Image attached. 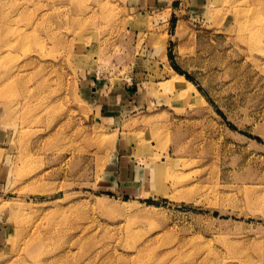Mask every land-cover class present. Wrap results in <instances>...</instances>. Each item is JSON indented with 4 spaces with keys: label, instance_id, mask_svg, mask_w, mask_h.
Masks as SVG:
<instances>
[{
    "label": "rangeland",
    "instance_id": "374dc122",
    "mask_svg": "<svg viewBox=\"0 0 264 264\" xmlns=\"http://www.w3.org/2000/svg\"><path fill=\"white\" fill-rule=\"evenodd\" d=\"M0 264H264V0H0Z\"/></svg>",
    "mask_w": 264,
    "mask_h": 264
},
{
    "label": "bare ground",
    "instance_id": "6f19581e",
    "mask_svg": "<svg viewBox=\"0 0 264 264\" xmlns=\"http://www.w3.org/2000/svg\"><path fill=\"white\" fill-rule=\"evenodd\" d=\"M178 79H179V78L173 79V80L171 81V84H173L174 81H175V80H178ZM179 80L181 81L182 84H185V85H186V87H187L186 92H190L191 89H194L193 85H192L191 82H189L188 80L184 79L183 77H181V79H179ZM194 90H195V89H194ZM196 94H197V96H196L197 98H198V97L202 98V97H201V94H200L199 92H197Z\"/></svg>",
    "mask_w": 264,
    "mask_h": 264
}]
</instances>
